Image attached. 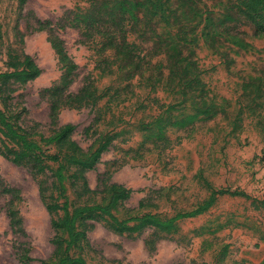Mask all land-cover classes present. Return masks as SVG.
Instances as JSON below:
<instances>
[{
    "label": "rangeland",
    "instance_id": "obj_1",
    "mask_svg": "<svg viewBox=\"0 0 264 264\" xmlns=\"http://www.w3.org/2000/svg\"><path fill=\"white\" fill-rule=\"evenodd\" d=\"M164 2L168 20L160 14L143 17L141 13L142 20L131 27L129 39L137 42L144 56L142 73L131 77L134 63L118 70L112 49L99 51L98 39L69 23L89 0H2L0 70L9 69V48L30 53L42 68L38 77L18 84L13 111L24 106L18 122L29 139L46 152L56 151L41 140L55 127L49 118L50 101L42 90L60 79L62 69L49 31L35 29L38 18L50 19L78 64L71 90H78L88 78L101 89L109 85L112 91L120 88L119 96L110 103L108 97L100 100L98 107L104 116L89 130L97 108L64 107L60 111L58 125L76 124L73 137L85 150L97 145L100 134L121 132L96 167L86 172L90 187L98 192H83L82 180L72 183L75 167L65 171L66 194L72 204L106 203L109 192L101 191L104 185L99 179L109 161L124 157V165L110 167L114 170L110 181L133 189L113 209L120 218L146 212L166 218L195 208L209 195L200 174L216 188L243 189L258 199L253 203L244 196L220 195L207 211L182 218L172 228L149 224L141 231L119 233L106 220L88 218L83 228L90 247L73 248L71 253L83 255L91 264H264V204L259 201L264 199V34L239 10L237 0ZM58 22L67 24L60 27ZM179 52L185 57L182 64L188 63L187 75L199 72L186 98L175 77L169 78L170 60ZM150 76L156 86L151 94ZM244 84H250L247 92ZM254 84L260 85L256 99ZM154 96L160 102L176 103V112H189L195 101L214 98L211 114H215L199 117L184 129L170 127L172 143L168 147L133 158L144 137L147 146H152L151 138L157 134V128L142 127L160 111ZM142 103L147 106L140 107ZM235 118L239 125L234 124ZM48 164L45 172L35 176L29 166L16 164L0 152V177L7 186L20 190L13 205L23 220L22 230L11 225L8 207L12 195L0 190V264H44L59 258L53 242L56 230L41 195V182L47 195L60 194L52 185L58 163ZM142 199L145 205H140ZM63 200L60 195L59 201ZM61 214L59 210L56 215ZM60 234L67 236L64 231ZM146 239H155L153 248Z\"/></svg>",
    "mask_w": 264,
    "mask_h": 264
},
{
    "label": "trees",
    "instance_id": "obj_2",
    "mask_svg": "<svg viewBox=\"0 0 264 264\" xmlns=\"http://www.w3.org/2000/svg\"><path fill=\"white\" fill-rule=\"evenodd\" d=\"M20 1L24 2L25 0ZM237 6L244 16L256 26L257 31L264 34V0H237ZM141 13H143V17L151 13L160 14L164 19H169L164 0H89L88 6L79 7L74 12V16L71 19L69 18V23L79 27L83 34L98 39V43H100L99 51L106 52L112 49L114 51L113 62L117 63L118 70L121 71L129 62L134 63L133 68L129 70L132 77L136 74L140 75L143 71L142 61L144 56L139 52L137 42L129 39L131 27L143 18ZM57 24L63 27L67 23L58 22ZM129 25L131 26L129 27ZM35 29L49 31L50 43L57 54L62 69L60 79L42 90V93L50 101L49 118L50 123L55 127L50 135L42 136L41 140L47 145L55 146L56 151L46 152L38 142L29 139L25 128L18 122L22 112L26 110L23 106L20 111H13L15 109L13 99L18 84H24L35 79L41 74L42 68L30 53L9 48L6 62L9 69L0 70V139L2 141L0 152L16 164L29 166L35 176L46 171L49 167L48 161L58 163L54 171L55 179L52 185L60 194L55 195L52 192L47 195L45 193L46 187L41 182V195L51 213L52 226L56 230L53 242L56 245L55 253L59 256L56 262H45L44 264H91L83 255H73L71 253L73 248L90 247L87 229L83 228L84 222L88 218L106 220L109 228L124 233L133 229L141 231L149 224L158 228H172L182 218L194 217L207 211L214 205L218 196L224 194L244 196L247 199H252L253 203L258 201L257 198L243 189L216 188L205 176L200 174L199 176L208 187L209 195L195 208L178 211L166 218L151 212L120 218L113 209L120 201L129 198L133 189L122 183L110 181L114 171L110 170V167L117 165L115 169H118L124 165L127 162L124 157L109 161V167L105 169L99 179V184L104 185L101 191L109 192V199L106 203L72 204L66 194L65 171L75 167L71 174L72 183L75 184L77 181L82 180L83 192H98V188L93 189L90 187L86 172L96 167L103 153L110 149L114 139L121 132L119 130L102 133L96 139L97 145L93 149L85 150L73 137L76 124L67 122L58 125L60 111L64 107L81 108L91 106L93 109L97 108L93 123L86 128V130H89L93 127L94 122H99L104 116L100 110L101 108L98 107L100 100L108 97L107 103H110L111 100L119 96L120 88L112 91V86L109 85L101 89L93 79L88 78L78 90H71L70 86L75 80L78 64L68 52L64 40L55 33L54 22L50 19L38 18ZM184 59L185 57L179 52L170 60L169 78L175 77L179 85V91L183 98H186L188 91L192 90L190 87L198 80L199 72H196L193 77H189L187 75L188 63L182 64ZM107 64H109V61ZM149 81L151 87L149 94H151L156 86L151 76ZM249 86L250 84H244L245 92L249 90ZM254 91L256 93L254 99H256L258 92L260 93V85L254 84ZM152 99L154 103L158 104L160 111L157 116L144 123L142 127L144 129L157 128V134L151 138L152 146H147L148 139L144 137L140 147L134 150L135 156L133 158L143 157L146 151H151L154 148L163 149L168 147L172 143L168 133L170 127L184 129L189 125L193 126L195 120L199 117H212L215 114H211V109L216 106L214 98L210 99L209 102H201L200 99L195 101L189 112H176V103L160 102V99L156 96ZM139 106L146 107L147 104L142 103ZM234 124L239 125L237 118H235ZM142 149H144V152H142ZM0 190L11 193L12 199L8 207L10 223L16 229L22 230V217L13 205L14 200L20 198V190L4 184L1 177ZM60 195L64 197L62 202L59 201ZM259 201L264 204V199ZM140 205H145L144 199L140 201ZM59 210H62L63 214L58 216L56 214ZM131 223L134 224L131 225ZM60 231L66 232L67 236L60 234ZM130 234L132 235V232ZM154 242L155 239L145 240V243L151 248L154 247Z\"/></svg>",
    "mask_w": 264,
    "mask_h": 264
}]
</instances>
